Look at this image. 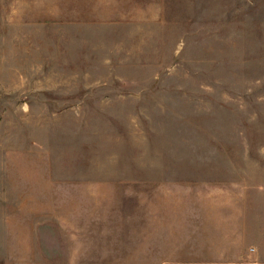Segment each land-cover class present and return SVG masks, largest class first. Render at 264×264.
Returning a JSON list of instances; mask_svg holds the SVG:
<instances>
[{"label":"rangeland","instance_id":"obj_1","mask_svg":"<svg viewBox=\"0 0 264 264\" xmlns=\"http://www.w3.org/2000/svg\"><path fill=\"white\" fill-rule=\"evenodd\" d=\"M0 264H264V0H0Z\"/></svg>","mask_w":264,"mask_h":264}]
</instances>
